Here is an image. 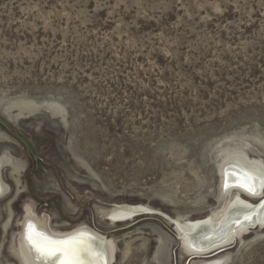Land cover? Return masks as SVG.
Masks as SVG:
<instances>
[{"label":"rangeland","instance_id":"374dc122","mask_svg":"<svg viewBox=\"0 0 264 264\" xmlns=\"http://www.w3.org/2000/svg\"><path fill=\"white\" fill-rule=\"evenodd\" d=\"M0 118L40 160L0 126V264H26L25 210L112 264H264V226L204 259L171 223L257 202L220 184L264 173V0H0Z\"/></svg>","mask_w":264,"mask_h":264},{"label":"bare ground","instance_id":"6f19581e","mask_svg":"<svg viewBox=\"0 0 264 264\" xmlns=\"http://www.w3.org/2000/svg\"><path fill=\"white\" fill-rule=\"evenodd\" d=\"M229 162H231V165L233 164V165L242 166L241 164L237 163L236 158H229ZM3 164L4 163H0L1 171L3 169ZM225 169L223 170V176L225 174ZM243 169L244 170H241V171L243 172L242 175L245 177V180H243V178L239 176H233L229 178L228 180H226L224 176V178H222L221 186L222 184H224L223 190L226 193L231 192L235 189H238L239 191L243 192L245 196L250 197L252 201L256 200L258 202V200L263 199L264 197V194H263L264 186L259 185V189L253 192L249 188L248 184L251 182V180H254V179L259 180L260 179L259 177L264 176V173L262 172V169L257 168V166L247 165L243 167ZM1 171H0V175H1ZM256 176L258 179L255 178ZM1 180L2 179L0 176V198L4 194L3 193L4 188L1 184L2 183ZM243 181H247V186H244V187L240 186ZM261 190L262 192H260ZM221 193H223V191ZM238 204L239 205H235L234 207L232 206L231 201L228 204V201H225V199H220L219 205L221 206H218L217 209L216 208L211 209V211H209L210 212L209 215L203 217L202 219L200 218L202 223L197 224V225H195L197 221L193 224V223H190L189 220L187 219L186 220L188 222H182L180 225L178 221H173L169 218L171 220V223L175 225V228L178 230V239L184 242L183 245L184 244L187 245V247L186 246L184 247L187 248L188 254L190 257H197V258L203 257L204 258V257L210 256L212 253L216 252L217 250L226 249L227 247L234 244L237 241V238L243 239L241 238L243 234L250 233L248 230L250 228L253 229V226H255L256 223H258V227L262 229V227L264 226V206L259 209L258 208L255 209V205L257 203H255L253 206L249 205L247 202H243V204L241 203H238ZM115 206L117 205H113V207ZM226 206L227 208L224 211V213L228 212V214L224 220L219 222L220 215L222 214V212L220 211L223 210V208ZM119 208L124 210V213L127 216L125 218H122V217L117 218L114 221V223H117V222L120 223L126 220H130L131 218L140 216V215L150 214V215L161 216L163 214L160 211H156L150 208L149 209L148 208L135 209V208H132V205H127V204L120 205ZM26 215H27V212L25 210V216L21 224L22 225L21 233L19 235V240H18L19 247H17L19 248L21 254L23 255V259L26 264H58L56 260L48 259L43 256H39L36 252L32 250L31 243L28 239L29 231L34 232L36 235L42 238H50V239H55V240L69 239L71 237L80 236L79 237L80 240H82L92 249H94V246H96L97 248H95L94 250H96L97 252H100V255L98 254L96 256L85 255L84 257L85 264H112V256H110V253L107 251L108 239H106L105 237L95 236L94 234L88 231H85V230L76 231L77 229L66 232V233L53 234L51 232H47L43 227L35 225V223L30 221V219H25ZM252 215L259 216V218L257 222H253V224L250 225L246 222H247L248 217L252 218ZM106 220L108 221V219ZM195 226L196 227L198 226V229ZM232 230L234 231V234L238 233V231H241V230H245V231H242L240 233L241 235H238V237L232 236L231 238H229L230 233L228 235V231H232ZM90 239H92L95 244ZM217 264H222V262L220 261V263H217Z\"/></svg>","mask_w":264,"mask_h":264},{"label":"snow or ice","instance_id":"6c2138e0","mask_svg":"<svg viewBox=\"0 0 264 264\" xmlns=\"http://www.w3.org/2000/svg\"><path fill=\"white\" fill-rule=\"evenodd\" d=\"M240 186H247V181H243ZM28 239L34 252L39 256L54 259L58 264H85V255H98L96 250L80 239L55 240L42 238L32 231L28 232Z\"/></svg>","mask_w":264,"mask_h":264},{"label":"water","instance_id":"95a60500","mask_svg":"<svg viewBox=\"0 0 264 264\" xmlns=\"http://www.w3.org/2000/svg\"><path fill=\"white\" fill-rule=\"evenodd\" d=\"M0 126L3 127L14 139H16L20 144H22L27 150L28 152L30 153L31 157L38 162H40V160L38 159V157L36 156V154L34 153L32 147L28 144V142L23 139L20 135H18L15 130L10 126V124H8V122H6L5 120L1 119L0 118ZM263 190V189H262ZM262 190L260 192H262ZM264 206V199H262L258 206H255V209H259L261 207ZM80 237V236H79ZM79 237H71L69 239H79ZM62 240H68V239H62ZM91 241H93L92 239H90ZM94 243V241H93ZM95 244V243H94ZM97 248L96 246H94V249ZM224 251V249H220V250H217L216 252L212 253L210 256H207V257H204V259H207V258H211L213 256H215L216 254L220 253ZM98 254L100 255V252H98ZM203 258V257H202ZM190 260H187L186 263H188Z\"/></svg>","mask_w":264,"mask_h":264}]
</instances>
